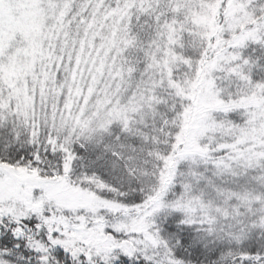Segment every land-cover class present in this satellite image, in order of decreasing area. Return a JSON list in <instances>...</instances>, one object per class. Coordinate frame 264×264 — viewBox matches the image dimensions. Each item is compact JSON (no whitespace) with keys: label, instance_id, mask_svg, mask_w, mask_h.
<instances>
[{"label":"snow or ice","instance_id":"1","mask_svg":"<svg viewBox=\"0 0 264 264\" xmlns=\"http://www.w3.org/2000/svg\"><path fill=\"white\" fill-rule=\"evenodd\" d=\"M0 264H264V0H0Z\"/></svg>","mask_w":264,"mask_h":264}]
</instances>
